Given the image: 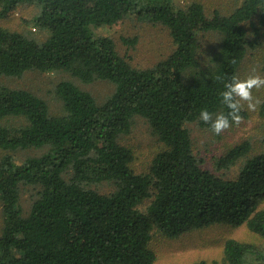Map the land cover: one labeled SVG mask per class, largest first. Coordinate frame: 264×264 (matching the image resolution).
Masks as SVG:
<instances>
[{"label":"trees","instance_id":"16d2710c","mask_svg":"<svg viewBox=\"0 0 264 264\" xmlns=\"http://www.w3.org/2000/svg\"><path fill=\"white\" fill-rule=\"evenodd\" d=\"M23 6L31 7V24L46 35L37 43L0 26V76L68 78L55 86L57 115L32 92L0 84V264H155L154 233L176 238L221 224L264 238V149L249 155L245 140L214 156L210 171L189 127L213 133L199 112L206 108L215 118L229 111L221 93L249 50H259L264 75V0H241L230 14L211 16L197 1L0 0V21ZM127 16L165 27L173 51L136 69L112 39L94 35L93 29ZM208 33L218 40L202 54L199 36ZM74 80H107L113 92L98 102ZM258 115L264 119V97ZM135 119L158 143L145 172L134 170L135 152L122 142ZM260 141L264 146V133ZM30 149L43 152L16 163L15 154ZM237 163L234 177L217 174ZM96 185H109L110 192ZM24 189L31 191L27 211ZM262 259L253 245L227 239L221 262L212 264Z\"/></svg>","mask_w":264,"mask_h":264},{"label":"rangeland","instance_id":"374dc122","mask_svg":"<svg viewBox=\"0 0 264 264\" xmlns=\"http://www.w3.org/2000/svg\"><path fill=\"white\" fill-rule=\"evenodd\" d=\"M178 6H185L197 1L203 4L206 16L214 12L221 15L230 14L239 7L241 0H173ZM34 11L29 6L20 7L9 17L0 21V26L10 31H18L22 34L35 38L37 43L44 40L43 32L38 31L32 24L31 19ZM27 21V22H24ZM96 37H108L112 39L118 54L136 69H147L157 62L165 59L174 49L168 30L160 24H152L138 19L135 16H127L113 26H101L92 30ZM254 35L251 34L250 37ZM124 39L133 41L125 44ZM123 40V41H122ZM200 52L204 54L207 47L214 46L218 40L217 35L208 33L200 35ZM259 50H249L242 62L238 77L245 79L250 75H260ZM66 74L28 72L19 78L1 77L0 84L9 88L24 89L41 97L49 107V113L57 115L62 113L60 101L55 94L56 83L67 79ZM74 83L83 91L88 92L98 102H103L112 92L113 85L107 80H97L90 84H83L76 80ZM264 97V87L253 89V103L256 108L250 110L246 102H241V110L247 117L241 118L238 124L222 131L215 136L209 131L190 125L193 145L198 156L203 159V167L210 171L214 170V156L222 155L227 149L245 140L251 144L249 155L260 153L264 146L261 144V135L264 133V119L258 115V107ZM258 102V103H257ZM4 123V122H1ZM149 133L147 124L141 119H135L131 131L122 137L124 145L129 146L135 152L133 168L136 172L148 170L152 159L158 151V143ZM43 152L38 150L19 151L15 154L16 163H20L26 156L39 155ZM2 153L0 152V157ZM239 163L230 169L218 171L217 174L225 178L234 177ZM216 172V171H215ZM95 186V185H93ZM100 192H110L108 185H96ZM29 190V188H26ZM24 189L21 204L25 211L30 206L31 191ZM146 203L142 206L144 208ZM264 207V201L260 204ZM1 226V216H0ZM227 239H234L241 243L253 245L257 252L263 255L262 260H253L249 264H264V238L249 232L244 226L234 228L229 225H213L208 228L184 233L176 238H168L154 233L149 243V248L156 255L155 264H196L201 261L204 264H212L213 261L221 262L222 250Z\"/></svg>","mask_w":264,"mask_h":264},{"label":"clouds","instance_id":"9594fccd","mask_svg":"<svg viewBox=\"0 0 264 264\" xmlns=\"http://www.w3.org/2000/svg\"><path fill=\"white\" fill-rule=\"evenodd\" d=\"M261 87H264V76L250 75L245 79L233 76L225 83L221 93V103L229 111L226 114L218 113L213 118V114L204 108L200 110L199 118L209 124L213 134L219 135L222 131L240 122L241 102H246L250 110L256 108V103H253V89Z\"/></svg>","mask_w":264,"mask_h":264}]
</instances>
